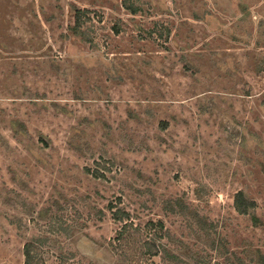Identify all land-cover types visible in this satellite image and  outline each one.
<instances>
[{"label": "rangeland", "instance_id": "1", "mask_svg": "<svg viewBox=\"0 0 264 264\" xmlns=\"http://www.w3.org/2000/svg\"><path fill=\"white\" fill-rule=\"evenodd\" d=\"M174 197L232 261L264 264V0H0V264H24L38 236L43 264H124L109 202L148 234L162 221L180 258L137 247L126 264L223 262L163 211ZM54 200L64 210L45 213Z\"/></svg>", "mask_w": 264, "mask_h": 264}, {"label": "trees", "instance_id": "2", "mask_svg": "<svg viewBox=\"0 0 264 264\" xmlns=\"http://www.w3.org/2000/svg\"><path fill=\"white\" fill-rule=\"evenodd\" d=\"M85 9H77L74 14V25L73 29L79 31ZM165 127V123H162ZM234 209L240 213L247 215L250 213L251 209L254 206V201L245 196L242 190H239L235 193L233 199ZM53 207L56 211L60 212L64 210V207L54 200L51 204V207L45 209V213L53 211ZM107 209L111 213V217L114 221L120 223L118 229L116 230V235L113 240L110 241L113 252H116L118 258L121 262L126 264L127 261H132L134 258L130 255L133 252L134 255H137V247L141 248V256L143 259H148L154 256H159L163 254V259L174 262L179 261L180 258H177L175 255L170 254L166 249V245L161 244L160 241L164 237H168L167 234L161 232L163 229V222L160 220L157 221H148L147 226H149L154 233L148 234L145 229L135 225L132 222V216L128 211H125L123 208H120L116 203L109 202L107 204ZM162 209L164 212H169L172 214H179L186 217V226L190 229V232H194L197 236L200 237L202 242L218 257L223 258V262L219 260H214L213 264H243V260L238 256L235 257L236 261H232L228 255V248L226 246V239L221 237L219 234H216V228L212 222H208L203 215H200L196 209H191L182 197H174L165 199L162 203ZM101 214V213H100ZM62 213H55L51 216V219L48 223L49 230L51 232H67L70 229V226L65 224V221L62 219ZM252 218H255L252 216ZM149 236V237H148ZM146 238V239H144ZM48 242L47 237H35L23 245L22 254L24 258V264H43L46 251L41 252V247ZM124 246H126L124 248ZM129 246L132 251L129 250ZM56 255L58 264H66L68 260L74 259L75 256L72 253ZM52 256V254H51ZM43 260V261H42ZM144 260V261H145ZM129 264L131 262H128ZM199 264L201 262H198ZM197 263V264H198ZM7 264V263H3ZM74 264H93L90 261L85 262L83 260L74 261ZM146 264V262H143Z\"/></svg>", "mask_w": 264, "mask_h": 264}]
</instances>
